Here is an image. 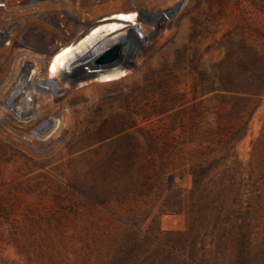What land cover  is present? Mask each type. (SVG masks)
<instances>
[{
    "label": "rangeland",
    "instance_id": "obj_1",
    "mask_svg": "<svg viewBox=\"0 0 264 264\" xmlns=\"http://www.w3.org/2000/svg\"><path fill=\"white\" fill-rule=\"evenodd\" d=\"M122 11L136 20L101 36L127 77L92 82L93 55L47 83L54 52ZM248 50L264 56L251 0H0V264H264V96L237 139L260 97L225 89ZM229 149L245 180L192 233L167 201L198 165L226 189ZM231 211L248 213L246 245Z\"/></svg>",
    "mask_w": 264,
    "mask_h": 264
},
{
    "label": "trees",
    "instance_id": "obj_2",
    "mask_svg": "<svg viewBox=\"0 0 264 264\" xmlns=\"http://www.w3.org/2000/svg\"><path fill=\"white\" fill-rule=\"evenodd\" d=\"M253 4L260 5L261 9H264V0H251ZM231 57V56H230ZM225 89L233 93L251 94L252 97L259 96L258 104L251 111L248 120L236 131L233 138L241 139L248 131L250 120L260 106L264 96V56L260 55L256 51L248 50L244 56V62L242 66V72L238 77H232L228 75L225 79ZM231 150H228L226 157L234 156L235 159L232 162V166L227 168L229 184L226 189L221 192H217L219 183L218 172L215 169V164L210 163L208 165H198L192 170L193 176V188L189 193L187 199H182L180 194L174 195L172 200L167 201V211L171 212H185L189 217V231H195L196 223H203L204 219L208 225L214 224L213 228L218 226L222 220L218 214V204H220L226 198L230 186L234 181L240 177L241 183L244 182L243 171H241L240 162L237 159L236 152L230 155ZM250 181V179H249ZM250 183H248L249 185ZM229 188V189H228ZM172 193H170L171 195ZM240 193L237 192L235 198V205L239 199ZM200 204V205H199ZM203 209L204 214L201 216L199 210ZM208 218V219H207ZM203 220V221H201ZM226 222V227H239L242 239L240 243L246 245L249 243V223L248 213L241 214L240 211H231L227 214L223 220ZM232 229V228H230Z\"/></svg>",
    "mask_w": 264,
    "mask_h": 264
},
{
    "label": "bare ground",
    "instance_id": "obj_3",
    "mask_svg": "<svg viewBox=\"0 0 264 264\" xmlns=\"http://www.w3.org/2000/svg\"><path fill=\"white\" fill-rule=\"evenodd\" d=\"M135 16L136 12L122 11L113 17H106V19L98 22L100 24H95L90 28L88 27L89 32H87L85 36L80 37L79 39L77 38L74 43L60 47L50 56L49 61L47 62V83L51 85L50 83H52L53 79L55 78L68 79L71 76L80 74L81 67L79 63L82 58L88 59L89 56L93 55L94 58L106 49H103L106 41L103 40L104 36H101V33H114L120 26L123 27L125 22L131 20L135 21ZM147 38H150V34H148ZM78 53H82V55L78 56ZM69 62H72L74 68L67 76L63 77L62 70H64V66ZM128 63V58L122 56V58H118L116 61L110 64L86 68L88 72L85 74V76H92V78L95 79L92 80V82L117 81L129 75L128 70L126 69ZM73 80L72 82H74ZM72 82H70V79L66 80V83H70V86H72ZM76 85L77 87H83L86 85V83Z\"/></svg>",
    "mask_w": 264,
    "mask_h": 264
},
{
    "label": "water",
    "instance_id": "obj_4",
    "mask_svg": "<svg viewBox=\"0 0 264 264\" xmlns=\"http://www.w3.org/2000/svg\"><path fill=\"white\" fill-rule=\"evenodd\" d=\"M119 52H120V46L118 44L113 45L109 49L101 53L100 55L96 56L93 59V63L96 67L100 65L110 64L118 59Z\"/></svg>",
    "mask_w": 264,
    "mask_h": 264
}]
</instances>
